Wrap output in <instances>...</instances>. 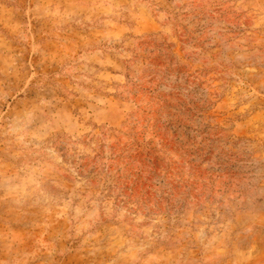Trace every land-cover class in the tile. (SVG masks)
I'll return each instance as SVG.
<instances>
[{
    "label": "rangeland",
    "instance_id": "obj_1",
    "mask_svg": "<svg viewBox=\"0 0 264 264\" xmlns=\"http://www.w3.org/2000/svg\"><path fill=\"white\" fill-rule=\"evenodd\" d=\"M0 264H264V0H0Z\"/></svg>",
    "mask_w": 264,
    "mask_h": 264
}]
</instances>
